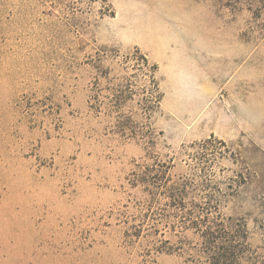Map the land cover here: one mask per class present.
<instances>
[{"label":"rangeland","instance_id":"obj_1","mask_svg":"<svg viewBox=\"0 0 264 264\" xmlns=\"http://www.w3.org/2000/svg\"><path fill=\"white\" fill-rule=\"evenodd\" d=\"M262 4L0 0V264H208L166 199L130 180L163 164L199 180L203 152L221 213L247 232L237 264H264ZM135 49L162 93L143 139L104 113L139 112L137 96L105 98L145 85L124 60Z\"/></svg>","mask_w":264,"mask_h":264},{"label":"trees","instance_id":"obj_2","mask_svg":"<svg viewBox=\"0 0 264 264\" xmlns=\"http://www.w3.org/2000/svg\"><path fill=\"white\" fill-rule=\"evenodd\" d=\"M262 7H264V0ZM259 9L260 7H257V10ZM124 60H134L133 66L137 71L134 75L142 74L146 83L138 89L131 88L133 84L131 82L125 88H114V86L111 88L110 86V93L105 98L109 105H118L128 98L132 99L137 96L139 112H124L119 108H110L104 113L111 117V127L114 133L123 137L143 139L147 137L144 131L147 125L144 122L149 118L151 111L158 107L162 98L156 76L157 66L151 63L147 56L138 49L125 55ZM134 75L132 76L134 77ZM96 111L99 109L97 108ZM217 153L220 152L217 151ZM205 155H207L206 152H203L200 157L202 168L199 180L193 176H183L174 180L167 173L168 166L163 164L160 169L147 167L141 172L134 171L130 179L131 185L143 186V189L149 194H158L166 199L165 206L171 207L172 211L168 216L163 213V216L174 217L173 223H176L174 226L180 235L182 232L190 230L194 235L200 237L199 249L202 254L200 257L206 262L208 261V264H237L238 250L243 245L240 239L241 236H247V232L242 223L232 221L221 213L222 192L218 188H213L209 183L205 167L209 159ZM188 188H193L195 192L199 191V193L194 195L190 202H185ZM200 192L202 195L196 197L200 195ZM165 224L167 225V221ZM224 250L230 252L232 258H229V261L225 257Z\"/></svg>","mask_w":264,"mask_h":264}]
</instances>
